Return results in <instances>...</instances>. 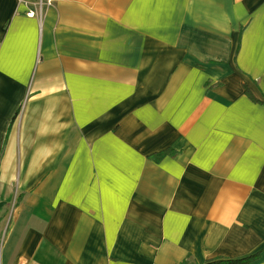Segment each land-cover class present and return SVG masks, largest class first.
<instances>
[{"label": "crops", "instance_id": "obj_1", "mask_svg": "<svg viewBox=\"0 0 264 264\" xmlns=\"http://www.w3.org/2000/svg\"><path fill=\"white\" fill-rule=\"evenodd\" d=\"M251 255L264 0H0V264Z\"/></svg>", "mask_w": 264, "mask_h": 264}, {"label": "trees", "instance_id": "obj_2", "mask_svg": "<svg viewBox=\"0 0 264 264\" xmlns=\"http://www.w3.org/2000/svg\"><path fill=\"white\" fill-rule=\"evenodd\" d=\"M246 93L250 94L248 87L246 86ZM256 259V255H251L244 258L239 259H211L208 261V264H251ZM182 264H187V262H183Z\"/></svg>", "mask_w": 264, "mask_h": 264}, {"label": "built area", "instance_id": "obj_3", "mask_svg": "<svg viewBox=\"0 0 264 264\" xmlns=\"http://www.w3.org/2000/svg\"><path fill=\"white\" fill-rule=\"evenodd\" d=\"M28 14H29L30 16H34V15H36V12H35V11H29Z\"/></svg>", "mask_w": 264, "mask_h": 264}]
</instances>
